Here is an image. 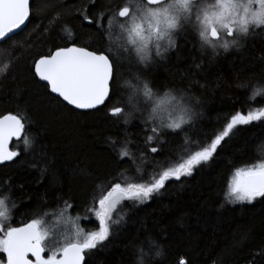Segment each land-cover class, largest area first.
I'll use <instances>...</instances> for the list:
<instances>
[{
    "label": "trees",
    "instance_id": "16d2710c",
    "mask_svg": "<svg viewBox=\"0 0 264 264\" xmlns=\"http://www.w3.org/2000/svg\"><path fill=\"white\" fill-rule=\"evenodd\" d=\"M121 3L96 0L92 6L91 0H32L28 25L0 44V68L10 64L0 75V116L26 117L25 132L35 141L28 152L22 140L14 141L12 151L20 155L0 164V198L8 196L12 227L42 216L53 221L68 202L74 205L68 209L71 216L80 217L79 227L97 231L95 213L88 209L93 195L98 208L108 181L139 179L138 166L149 179L162 170L161 165L182 162L188 152L198 150V143H210L231 115L264 109V94L251 98L254 86H264V27L256 26L239 48L202 52L198 36L189 28L177 34L176 47L163 60L157 58L148 68L135 61L123 63L121 83L135 85L139 75L161 95L174 88L194 98L199 115L179 135L161 137L167 142L159 154L146 147L151 125L146 129L140 115L134 114L128 124L123 116L107 115L121 92L130 89L118 88L105 106L86 113L53 96L34 77L32 61L73 42L106 50L108 41L95 24L82 23L77 10L87 7L96 20L97 13ZM57 15L60 18L52 22ZM100 22L107 28V17ZM111 140L118 146L127 144L135 163L128 157L120 160ZM226 140L212 161L192 175L168 181L145 202L122 201L113 216L119 223H111L108 239L85 252L86 264H180L181 259L185 264H264V197L252 203L230 202L228 188L236 169L264 162V121L240 125Z\"/></svg>",
    "mask_w": 264,
    "mask_h": 264
},
{
    "label": "snow or ice",
    "instance_id": "6c2138e0",
    "mask_svg": "<svg viewBox=\"0 0 264 264\" xmlns=\"http://www.w3.org/2000/svg\"><path fill=\"white\" fill-rule=\"evenodd\" d=\"M91 4L95 6L96 0H91ZM77 11L82 23L95 24L100 36L108 41V48L94 51L76 46L74 42L72 46H56L32 61L34 77L45 82L43 86L47 90L78 110H99L112 100L118 88L130 89L126 94L121 92L107 115L117 119L123 116V122L128 124L134 114L139 113L144 127L147 129L151 125L146 147L153 154H159L167 142L161 137L184 132V126L190 125L199 113L194 110V98L183 90L168 89L161 95L139 75L135 77V85L129 81L121 83L123 63L135 61L148 68L157 58L163 60L166 53L176 47L177 34L189 28L198 36L202 52L212 49L216 53L219 48L225 51L231 47L239 48L241 39L250 34L252 26L264 27V0H123V3L97 13L96 20L91 18L87 7ZM30 15V0H0V42L11 39L10 34H16ZM105 17L107 28L100 22ZM59 18V15L53 17L52 22ZM9 67L10 64L6 63L0 68V75ZM261 94H264V86H254L251 98ZM195 103L200 101L196 99ZM25 120L26 117L11 113L0 116V163L14 161L20 155L7 148L14 137L23 141L25 152L33 149L35 141L25 132ZM253 121H264V109L247 115L242 111L231 115L223 130L213 134L210 143L207 140L198 143V150L188 152L186 158H181L182 162L174 166L161 165L162 170L153 173L149 179H144L138 166L139 179L125 178L123 183L119 178L108 181V190L106 194L101 192L98 208L93 195V204L88 209L95 213L98 231L79 227L80 217L71 216L68 209L74 205L68 202L54 214V221L42 216L23 226L12 227L6 224L10 216L6 205L8 196L5 195L0 198V233H3L0 237V254H3L0 264H5V258L6 264H86L85 252L108 239L111 223H119V220H113V216L122 201L145 202L165 188L168 181L192 175L197 167L212 161L227 143L226 138L234 134V129ZM154 142L158 146H151ZM111 145L120 160L128 157L135 163L127 144L118 146L117 141L111 140ZM228 188L230 202L252 203L256 198L264 197V162L236 169ZM180 264L185 261L181 259Z\"/></svg>",
    "mask_w": 264,
    "mask_h": 264
},
{
    "label": "water",
    "instance_id": "95a60500",
    "mask_svg": "<svg viewBox=\"0 0 264 264\" xmlns=\"http://www.w3.org/2000/svg\"><path fill=\"white\" fill-rule=\"evenodd\" d=\"M30 4H31V0H30ZM29 20H30V18H29ZM29 20H27V21L25 22V24L21 26V29H19V30L16 31V34H10V36L13 37V36L19 34L22 30H24L25 27L28 25ZM6 40H8V39H6ZM6 40H5V41H6ZM3 42H4V41H3ZM3 42H0V44L3 43ZM40 82H41V81H40ZM41 83L44 84L45 82H41ZM50 93H51V92H50ZM51 94H52L53 96L57 97L56 94H54V93H51ZM57 98H59V97H57ZM59 99L62 101L61 98H59ZM62 102H63V101H62ZM63 103L66 104V102H63ZM66 105H67V104H66ZM68 106H69V105H68ZM69 107L72 108L73 110L77 111V112H82V113L95 111V110H78V109H74L72 106H69ZM101 107H103V106H101ZM101 107H100V108H101ZM100 108H99V109H100ZM14 141H16V138H15V137L12 138V140L9 142V144H8V146H7V148H8L9 150H12V144H13ZM11 162H12V161H6V162H4V163H0V164H8V163H11ZM30 258H31V257H30Z\"/></svg>",
    "mask_w": 264,
    "mask_h": 264
},
{
    "label": "rangeland",
    "instance_id": "374dc122",
    "mask_svg": "<svg viewBox=\"0 0 264 264\" xmlns=\"http://www.w3.org/2000/svg\"><path fill=\"white\" fill-rule=\"evenodd\" d=\"M136 115H140V114H139V113H136ZM142 167H143V166H141L140 169H143ZM231 179H232V178H231ZM244 202H247V201H244ZM242 203H243V202H242ZM247 203H248V202H247ZM7 207H8V206H7ZM8 209H9V216H10V208L8 207ZM54 220H55V219H54ZM54 220H53V221H54ZM97 221H98V220H97ZM9 222H10V220H9V221H6V224H9ZM98 223H99V222H98ZM78 226H79V223H78ZM5 230H6V229H5ZM85 230H87V229H85ZM88 230H89V229H88ZM88 230H87V231H88ZM98 230H99V229H98ZM98 230H97V231H98ZM2 235H3V233H0V237H2ZM2 255H3V254H0V256H2Z\"/></svg>",
    "mask_w": 264,
    "mask_h": 264
},
{
    "label": "flooded vegetation",
    "instance_id": "af4514ba",
    "mask_svg": "<svg viewBox=\"0 0 264 264\" xmlns=\"http://www.w3.org/2000/svg\"><path fill=\"white\" fill-rule=\"evenodd\" d=\"M32 1V0H31ZM31 16V15H30ZM5 42V41H4ZM5 264H6V258H5Z\"/></svg>",
    "mask_w": 264,
    "mask_h": 264
},
{
    "label": "bare ground",
    "instance_id": "6f19581e",
    "mask_svg": "<svg viewBox=\"0 0 264 264\" xmlns=\"http://www.w3.org/2000/svg\"><path fill=\"white\" fill-rule=\"evenodd\" d=\"M102 108V107H101Z\"/></svg>",
    "mask_w": 264,
    "mask_h": 264
}]
</instances>
